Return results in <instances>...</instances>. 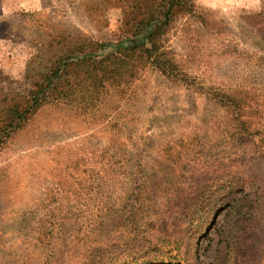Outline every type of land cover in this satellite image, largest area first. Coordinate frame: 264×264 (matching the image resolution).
I'll list each match as a JSON object with an SVG mask.
<instances>
[{"label":"rangeland","instance_id":"rangeland-1","mask_svg":"<svg viewBox=\"0 0 264 264\" xmlns=\"http://www.w3.org/2000/svg\"><path fill=\"white\" fill-rule=\"evenodd\" d=\"M0 264H264V0H0Z\"/></svg>","mask_w":264,"mask_h":264},{"label":"trees","instance_id":"trees-1","mask_svg":"<svg viewBox=\"0 0 264 264\" xmlns=\"http://www.w3.org/2000/svg\"><path fill=\"white\" fill-rule=\"evenodd\" d=\"M150 23H146L144 26H142V23H139L138 25V34H144L147 30V28L149 27ZM82 57L78 58L76 57L75 59H78L77 61L79 62H83L86 63V61L88 60V56L89 54H83L81 55ZM110 58V57H108ZM116 56H111V61H112V67L111 68H105L102 69L103 65H99L100 61H95L93 64L92 70H103L106 73L109 74H113L114 72H116L118 70V66H113V64H118L119 62L116 61ZM91 62V61H90ZM64 66L68 65V63H64ZM78 65V63H77ZM101 66V67H100ZM59 73V70L56 69L53 72V75H49V73L45 74V79L47 82L42 83L41 81L36 82V85L38 86V89L36 91H34V95H30L29 99L27 100V106L24 110H22L21 113L18 112V121H20V123H18V126L21 125L23 123H25L30 116L36 111V109L40 108L42 105H44V103H49V102H57V100H59L62 96H68L71 93L75 92V86L74 84L71 83L70 79H67V82H63L61 81V79L58 80H54V77H56ZM66 75V73H65ZM62 77V74L60 75V78ZM21 114V116L19 117V115ZM13 120L16 117H12ZM11 123V122H10ZM256 203V202H255ZM253 206V205H252ZM256 207L259 209L260 208V203H256ZM198 210V209H197ZM198 212V211H197ZM197 214V213H196ZM235 217H234V224L227 226L228 229V243L227 245H229L230 243V237H232L233 240H236L238 238V236L236 235L238 231L243 232L245 231L247 228V223L249 221H251V219H254L258 216V213H255V208L251 207L249 209H245L244 208H239L235 213H234ZM196 217V215L191 216L189 221L194 220V218ZM248 221V222H247ZM230 246V245H229Z\"/></svg>","mask_w":264,"mask_h":264}]
</instances>
